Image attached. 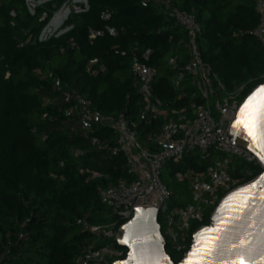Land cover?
I'll return each instance as SVG.
<instances>
[{
    "label": "trees",
    "instance_id": "trees-1",
    "mask_svg": "<svg viewBox=\"0 0 264 264\" xmlns=\"http://www.w3.org/2000/svg\"><path fill=\"white\" fill-rule=\"evenodd\" d=\"M28 1L0 0V264H78L81 251L95 241L78 221L98 225L116 219L102 204L98 188L127 178L126 160L114 151L118 144L112 130L95 127L84 135L74 129L65 113L68 104L52 99L57 95L53 80L84 95L102 113L125 112L137 120L142 96L131 55L135 48L151 49L155 94L181 107L193 87L186 82L181 96L166 60L181 56L178 41L184 35L154 0H146V6L145 0H87V8L64 21L65 33L42 40L43 29L64 0H38L33 9ZM171 1L195 15L201 25L202 59L228 90L246 84L247 96L264 82V47L252 34L259 18L251 0ZM90 31L102 34L89 38ZM95 58L105 65L104 72H89L88 63ZM140 128L151 129L144 122ZM102 142L109 148L102 149ZM198 153L165 166L163 180L172 191L175 171L202 170L210 164L203 158L199 164ZM94 171L102 176L91 178ZM261 172V166L239 159L230 169L243 183ZM210 221L206 215L191 229ZM167 252L175 264L181 261L169 247Z\"/></svg>",
    "mask_w": 264,
    "mask_h": 264
},
{
    "label": "built area",
    "instance_id": "built-area-1",
    "mask_svg": "<svg viewBox=\"0 0 264 264\" xmlns=\"http://www.w3.org/2000/svg\"><path fill=\"white\" fill-rule=\"evenodd\" d=\"M251 1L259 18L252 34L264 47V0ZM154 2L183 31L184 37L178 41L183 49L181 56L170 55L166 65L175 71L172 78L175 88L183 92L186 82L193 87L185 105L174 107L155 94L153 81L157 70L148 63L153 54L151 49L135 48L131 55V70L142 96L137 120L129 119L125 112L102 113L84 95L74 89H62L61 82L53 80V91L57 95L52 99L68 104L65 113L74 129L84 135L91 134L95 127L112 130L118 144L114 151L121 153L126 160L128 177L98 188L102 204L111 209L116 219L98 225L78 221L83 230L95 236V241L79 254L78 264H112L124 259L127 250L118 244L119 232L134 215V206L146 203L159 207L158 220L167 247L182 260L198 230L192 231L194 224L206 216L208 208H212L208 214L211 216L227 193L245 184L242 177H234L230 173L234 159L261 166L257 157L247 149L246 142L236 139L231 144L228 137L231 123L246 97L247 85L240 84L228 90L212 65L202 59L198 43L201 25L194 14L180 10L171 0ZM143 5H147L146 0ZM104 17L109 16L105 14ZM106 30L114 34L112 28L106 26ZM101 34L90 31L89 38ZM121 55H126V52L122 51ZM88 70L98 74L106 67L95 58L89 61ZM38 73L43 78L48 77L41 71ZM183 93L181 96H185ZM141 122L150 125L151 129L143 131ZM99 145L102 149L109 148L106 142ZM194 151L202 153V158L209 160L210 164L202 170L188 168L174 172L171 178L188 187L192 200L183 204L173 203V191L163 180L165 166L169 162L181 163L186 154ZM243 173L249 174V171L245 169ZM101 176L95 171L90 175L93 179Z\"/></svg>",
    "mask_w": 264,
    "mask_h": 264
},
{
    "label": "water",
    "instance_id": "water-1",
    "mask_svg": "<svg viewBox=\"0 0 264 264\" xmlns=\"http://www.w3.org/2000/svg\"><path fill=\"white\" fill-rule=\"evenodd\" d=\"M52 22L53 17L48 25ZM228 137L231 144L236 139L248 144L262 172L219 201L210 223L195 232L178 264H264V82L241 103ZM134 208L117 239L126 257L112 264H175L158 220L159 207L146 203Z\"/></svg>",
    "mask_w": 264,
    "mask_h": 264
},
{
    "label": "rangeland",
    "instance_id": "rangeland-1",
    "mask_svg": "<svg viewBox=\"0 0 264 264\" xmlns=\"http://www.w3.org/2000/svg\"><path fill=\"white\" fill-rule=\"evenodd\" d=\"M37 4H39L38 0H29L28 5L30 9H33ZM83 8H86L84 0H64L63 4L55 11L53 15V21L46 28L44 33L41 35V39L45 40L46 38L52 35H60L65 33L68 28H63L64 21L70 17L72 14L80 12ZM59 15L57 18L56 16ZM199 158V164H201L202 153L197 154ZM216 156H214L215 158ZM164 174V172H163ZM166 177V176H165ZM170 180V177H167L166 180ZM171 180H173L171 178ZM175 181V180H173ZM176 182V181H175ZM174 196L172 199L173 203L183 204L191 202V192L188 187L184 184H180L176 182V188L173 191ZM212 208H208L206 211V215L211 212ZM165 228V227H164ZM165 230V229H164Z\"/></svg>",
    "mask_w": 264,
    "mask_h": 264
},
{
    "label": "bare ground",
    "instance_id": "bare-ground-1",
    "mask_svg": "<svg viewBox=\"0 0 264 264\" xmlns=\"http://www.w3.org/2000/svg\"><path fill=\"white\" fill-rule=\"evenodd\" d=\"M58 16H59V15H57L56 18H57ZM54 21H55V19H54ZM54 21H53V22H54Z\"/></svg>",
    "mask_w": 264,
    "mask_h": 264
}]
</instances>
